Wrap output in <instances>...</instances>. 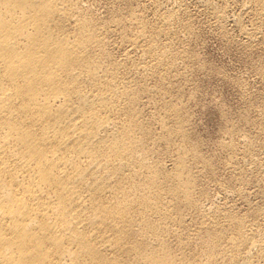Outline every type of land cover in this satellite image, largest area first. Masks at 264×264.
Returning a JSON list of instances; mask_svg holds the SVG:
<instances>
[{
    "label": "bare ground",
    "instance_id": "bare-ground-1",
    "mask_svg": "<svg viewBox=\"0 0 264 264\" xmlns=\"http://www.w3.org/2000/svg\"><path fill=\"white\" fill-rule=\"evenodd\" d=\"M83 2L0 0V264H264V206L246 180L219 181L180 101L197 29L188 2L247 51L264 44V0L107 3L106 19ZM260 109L245 117L254 133L226 130L241 177L263 172Z\"/></svg>",
    "mask_w": 264,
    "mask_h": 264
},
{
    "label": "rangeland",
    "instance_id": "rangeland-1",
    "mask_svg": "<svg viewBox=\"0 0 264 264\" xmlns=\"http://www.w3.org/2000/svg\"><path fill=\"white\" fill-rule=\"evenodd\" d=\"M88 1L90 2L91 6L88 3ZM93 1L95 3H93ZM117 1L119 3H121V6L125 5L124 7H126L127 5H129L130 8L133 7L131 9H135V11H137L139 13H146L147 11H149L150 6H147V5H150V3H151V1H150V3H148L149 0H139V1L134 0L135 4H133V0H132V2L130 0H124V1L123 0L122 1L117 0ZM144 1L145 2L148 1L147 2L148 4L145 3ZM98 2H99V4L101 2L102 3L100 5L99 4L97 5ZM115 2H116L115 0H109V1L108 0H106V1L105 0H84L83 4H85L86 6L88 4V6H90L89 8H91V10L94 9L93 12L95 11L94 13L97 14V16L99 15L100 18L106 19L109 15L108 13H109V10L111 9V7L112 6L115 7L116 5H118V6L120 5L119 3H117V2L115 3ZM122 2L123 3L126 2V3L123 4ZM141 4H142V6H141ZM188 4H189L190 11L194 12V13L192 12L194 19H197L196 21H194V23L197 24L195 26V28H197V29H196L195 36L193 37V39H195L194 42L192 39V42H190L192 44H189L190 46H188V45L186 46V47H188V50L191 51L190 53L192 54V57L194 60V63L192 61V64L188 65L190 68L189 67H187V68H189V70H190L191 68H194V66L195 67L198 66V67L191 69L190 71L187 70L188 79L190 82L188 81V82H186V85H185V83H183L184 85H182V84L181 85L184 88H186L187 83H191V85L188 84L190 89H189V87L184 89V96H186V97L180 96L181 100L180 99L179 100L182 101L181 102L182 104L183 103L187 104V105L184 104L185 106H187V108L183 105V107L185 109H187L186 110L187 114H189L188 112H190L189 116L191 118L187 115L189 117V118H187L189 120L187 122L189 125L191 124L190 128L191 127L193 128V129L191 128V131H194V132H192V135L194 136L193 139L195 141H197L198 143L202 144L201 145V147H203L202 151H203V153L205 152L204 154L206 156L208 155L207 157H209L210 159H212V157H213L212 160L215 161L214 163L217 165V168H216L217 175L219 173V177H217V178L218 179L221 178V179H219V181L222 180L221 182H223V183L225 182V184H228L230 182L228 184V185H231L230 187H236L235 185H237L239 181L242 182V180H246L248 183L247 188L249 187L247 190H249L248 192H250V194L249 193L248 194L250 195V197L254 196L250 200L253 199L252 201H254V203L258 202V204L260 203L259 205L264 206V204H263L264 203V201H263L264 200L263 199L264 198L263 197L264 191H262V190H264V187H263L264 186V184H263L264 183L263 182L264 181V177H263L264 176V167L261 169V170H263V172L261 173V171L257 172L256 169H254V167L247 166V167H249V168L245 167V173L247 172V175L242 174L243 176L241 177V176H239V174L235 173V171H233L232 168L229 169V167L226 165V162H225L226 158L225 157H227L226 156L227 152L224 148L225 147L224 143L228 142V144H229L230 140H231V139H229V135L227 134V131H226L227 129L231 130V129L236 128V129L240 130V128H241V131H240L241 133L245 132V130H246L247 134H248V131L249 132L251 131V133H254V131L252 129H250V128L248 129V127L246 126L245 117H248V116H250V117L254 116L255 117L256 114L259 111H261L260 108H263V106H264V104H262L264 102H261V101H264L263 100L264 99V95H263L264 94V85H262L264 83V82H262L264 80V78H263L264 76L261 77V75L259 73H257L258 71L256 72V69H253V67L258 68V66H260V64H262L260 67L264 66V50H263L264 44L257 42L259 44L256 43L253 46L254 49L258 48L256 51H254L253 47H252L253 50L251 48L247 49V51L249 53L246 50L243 51V46L245 45L244 41L241 38H238L240 41L237 39V37H239V36H236L237 33H236L235 29H233L231 24H228L229 26L226 25V27H225L226 29L228 27L229 30H227V31L229 32L230 36L232 37V43H229L228 41H226V39L224 37H222L223 34L221 33L222 32L221 28L218 27V25L216 23H214V20H210L208 18L210 20L209 21L207 19L208 16H206L205 12L203 11V9L201 7H199V9L197 10V9H195V8H197V6H195V5L192 6L193 4H191V2L190 3L188 2ZM96 5L99 7L98 9H97ZM105 5L106 6L109 5L110 9H108L109 7L107 8ZM139 5H140L142 10L140 8H139L140 10L138 9L137 6H139ZM93 6H94V8L92 9ZM101 6H103V7L100 8ZM104 7H106V8H104ZM191 8L194 10H192ZM145 9L147 10L146 12L144 11ZM107 10H108V12H107ZM99 11H100V13H99ZM198 12H200V13H198ZM198 14H199V16H198ZM104 15L106 17H104ZM205 20H206V22L208 21L209 23L208 22L206 23ZM209 24H211V25H209ZM203 25L204 26L206 25V26L204 27ZM215 25H216V27H214ZM230 27H231V29H230ZM213 28H215V29H213ZM212 30H214V32ZM197 31H199V32H197ZM232 33H234V35ZM115 36H116V39H115ZM113 37H114V39H113ZM117 38H118L117 35L112 36L110 42L112 41L113 43L111 42L112 44H110V46L112 45V47H110V48L113 49L114 53H116L118 50H120L117 52L120 55L117 53L115 55L118 58H122L123 52L126 50V47H124L125 49L122 48L120 45V42H119V38L118 39ZM222 38H224L225 40ZM223 41H225L224 42L225 44L223 43ZM236 41H238L239 43ZM115 43H116V45L117 44L118 45L115 46L114 45ZM240 43H243L244 45L242 44L243 45L242 46ZM261 46L263 47V49L261 48ZM119 47H120V49H119ZM229 47H233V48H229ZM121 48H122V50L123 49L124 50L122 51ZM244 49H246L245 46H244ZM127 50H129V48H127ZM243 53H245L247 55H245ZM198 68H200V69H198ZM196 70H198V71H196ZM201 70H203V71L201 72ZM192 73H194V74H192ZM256 73L258 76L256 75ZM197 74H199V75H197ZM190 75H191V77H190ZM260 77L263 80L260 79ZM258 82L259 83L261 82V83L259 84ZM193 83H194V85H193ZM238 85H239V87H241L240 89H238L239 88ZM191 87L192 88L194 87L193 90L191 89ZM191 92L194 94L195 98L193 97V94ZM188 93L189 94L191 93V94L189 95ZM170 94H172L170 96H174L175 93H170ZM246 95H247V97H246ZM261 95H263V96H261ZM191 97L194 98V99H192L193 101L190 99ZM255 97H259L260 99L261 98L262 99L260 100L259 98H256V100H255ZM182 98H183V100H182ZM250 98H252L253 100L252 99L250 100ZM189 100H191V102H189ZM254 105H255V107H254ZM260 105H261V107H260ZM153 107L154 106L151 105L150 108H153ZM257 107H259V108H257ZM251 108L254 109V112H253V110H251ZM255 108H256V111H255ZM257 109H259V111ZM190 121H191V123H190ZM239 125L241 127H239ZM224 132H225V135H228V138H226L227 136L225 137ZM240 136H242V134L238 136V139L241 138ZM222 142H223V144H222ZM221 146L224 148V150ZM223 154H226V155H223ZM262 154L264 155V150L260 152V157L263 158L264 156ZM226 167H228V169ZM250 167H252L253 170L257 174L254 171H252V168H250ZM228 170H230L231 172L230 171L227 172ZM248 174H250V175H248ZM235 175H237V176H235ZM253 175H254V177H253ZM261 175L263 178L261 177ZM231 176L236 178V179L233 178L234 179L233 182L231 181L232 180ZM255 176L256 177L258 176V177L256 178ZM246 177H249V178L251 177L252 179L253 178L254 179L253 180L251 178L246 179ZM237 178L238 179L240 178L238 180V182H236ZM259 181L261 183H259ZM249 183L250 184L252 183L251 185L253 187L250 186ZM250 187H251V189H250ZM262 187H263V189L260 190ZM252 188L253 189L255 188L254 192H253ZM259 190H260V192H259ZM261 191L263 192L262 194H261ZM260 195H261V197L259 198ZM221 197L222 196H219V198L217 197L218 202H220L222 200L223 197L222 198ZM254 198H255V200H254ZM234 201H235V199H234ZM234 201L233 200L230 201V203H231L230 205H232L234 207L236 204V206H235L236 209L240 208L239 210L241 212H245L244 211L246 209L245 205L242 204L241 201H239V200L238 201L236 200L235 202ZM224 202L225 201L223 198V200L220 203L224 204Z\"/></svg>",
    "mask_w": 264,
    "mask_h": 264
}]
</instances>
